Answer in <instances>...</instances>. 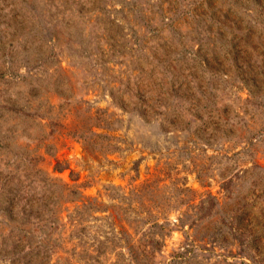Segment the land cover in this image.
<instances>
[{
  "label": "rangeland",
  "instance_id": "374dc122",
  "mask_svg": "<svg viewBox=\"0 0 264 264\" xmlns=\"http://www.w3.org/2000/svg\"><path fill=\"white\" fill-rule=\"evenodd\" d=\"M0 264H264V0H0Z\"/></svg>",
  "mask_w": 264,
  "mask_h": 264
},
{
  "label": "trees",
  "instance_id": "16d2710c",
  "mask_svg": "<svg viewBox=\"0 0 264 264\" xmlns=\"http://www.w3.org/2000/svg\"><path fill=\"white\" fill-rule=\"evenodd\" d=\"M95 135L101 136L103 134L102 133H97V134L95 133ZM56 168H58V162H56V164L54 166L55 170H56ZM63 185H64V187L66 186L65 189L67 191H71V194H72L68 197V198H70V199H68V201H77V202L79 201L80 202L79 204H76V207H75V213H77V217L72 219L70 221V223L74 222V224H76V223L79 224V223L83 222L82 216L80 214L81 209H83L84 211H87V210L89 211V210H93L96 208H97V210L99 208H101L98 205H93L91 202V199H93V197L90 198L89 196H86L81 191L77 190L76 186H71V185H68L67 183H64ZM113 208H114V205H113ZM103 211H104V209H103ZM109 215H111L112 219L119 220L118 222H120V219H121L120 216H122V215L118 214V211L116 209L110 210ZM121 237L123 238V241L125 243V247L127 248L131 258L135 262H138L139 257H138L137 251L135 250V247H138V246H136V244L132 243L126 236H124L123 232L121 234ZM144 253H151V251L146 250L145 248H142V250L140 251L139 254H144Z\"/></svg>",
  "mask_w": 264,
  "mask_h": 264
}]
</instances>
